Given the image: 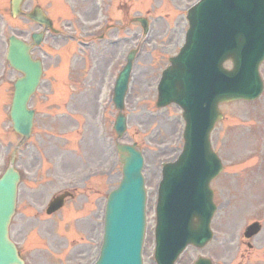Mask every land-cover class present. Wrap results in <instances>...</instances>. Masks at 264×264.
Returning <instances> with one entry per match:
<instances>
[{
    "label": "rangeland",
    "instance_id": "1",
    "mask_svg": "<svg viewBox=\"0 0 264 264\" xmlns=\"http://www.w3.org/2000/svg\"><path fill=\"white\" fill-rule=\"evenodd\" d=\"M194 1L149 0L145 6L142 0H115L117 13L111 22L119 29L108 37L117 36L119 45L98 41L94 50L83 48L79 40L84 24L79 10L84 0H26L25 12L43 6L60 33L47 32L33 50L45 69L30 104L37 112L33 133L21 143L9 117L14 81L21 73L6 59L8 37L15 34L30 42L32 33L43 27L26 16H12L11 0H0V176L18 148L16 167L22 172V183L11 235L26 264H89L98 255L105 203L122 178L113 128L118 114L112 102L114 78L132 48L138 52L125 100L127 129L120 142L137 143L144 154L148 196L143 259L144 264H156L162 163L180 153L185 124L177 105L156 106L157 84L170 56L185 41L187 8ZM130 16L148 18L149 32L145 34L139 22L131 23ZM101 47L102 58L96 55ZM110 48L114 57L105 56ZM260 70L264 80V63ZM221 109L225 117L211 135L224 163L223 172L212 183L217 204L214 238L202 249L189 246L178 264H192L200 255L226 250L264 256V91L256 100L225 103ZM66 190L74 192V197L60 211L47 215L49 201ZM255 220L261 222L262 230L250 240V248L244 230Z\"/></svg>",
    "mask_w": 264,
    "mask_h": 264
},
{
    "label": "water",
    "instance_id": "2",
    "mask_svg": "<svg viewBox=\"0 0 264 264\" xmlns=\"http://www.w3.org/2000/svg\"><path fill=\"white\" fill-rule=\"evenodd\" d=\"M23 0H12L14 16L21 13ZM28 16L47 27L52 22L41 8ZM190 27L180 53L159 82L158 106L172 102L184 110L185 144L174 162L163 164L159 187L156 226L158 264H174L188 244L204 246L212 237L210 222L216 205L211 180L222 170L221 160L212 150L210 132L223 117L219 104L236 99H255L263 90L259 66L264 60V0H200L188 13ZM145 29L147 21L141 19ZM43 33H34V43ZM32 44L11 35L8 59L24 75L15 82L11 107L13 128L25 138L31 135L34 110L28 107L42 75V62L31 55ZM135 51L128 55L117 81L114 102L120 113L115 130H126L124 100ZM233 61L231 70L226 60ZM123 178L109 194L100 256L95 264H142V245L146 227V190L142 174L144 158L136 144L118 143ZM11 163L0 178V264H24L9 237L15 213L20 174ZM66 194L51 204L50 212L63 204ZM260 230L252 224L246 233ZM196 264H209L200 259Z\"/></svg>",
    "mask_w": 264,
    "mask_h": 264
},
{
    "label": "flooded vegetation",
    "instance_id": "3",
    "mask_svg": "<svg viewBox=\"0 0 264 264\" xmlns=\"http://www.w3.org/2000/svg\"><path fill=\"white\" fill-rule=\"evenodd\" d=\"M86 4L82 9H80V16L83 17V25H82V31L85 32V37L89 38L90 40L87 43H90V41L95 40V36L97 35V26L98 22L95 23H89L90 20H98V15L101 13L102 6L99 2V0H84ZM112 3L113 0H105ZM90 3V4H89ZM111 5H106V13H108L109 8ZM92 16V18H89ZM89 48L94 50H97V44L93 43L89 45ZM113 50L108 49L105 51V55H112ZM98 57L101 58V49L98 50V53L96 54ZM99 61L98 63H100ZM215 264H264V256L262 252H250V251H231L226 250L218 253L214 257Z\"/></svg>",
    "mask_w": 264,
    "mask_h": 264
}]
</instances>
